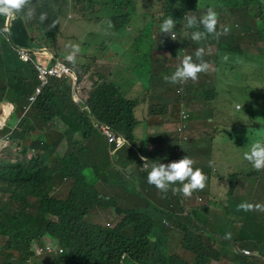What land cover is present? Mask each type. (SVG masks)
Returning <instances> with one entry per match:
<instances>
[{"label":"trees","instance_id":"obj_1","mask_svg":"<svg viewBox=\"0 0 264 264\" xmlns=\"http://www.w3.org/2000/svg\"><path fill=\"white\" fill-rule=\"evenodd\" d=\"M126 1L127 3L120 1L119 6H112L115 11L111 18L115 27H108L102 44L103 53L109 46L107 44L122 38L121 35L127 31L132 16L140 12H149L146 15L152 17L151 22L158 21L161 24L168 16L178 22L183 20L185 14L198 13L200 9V0ZM238 1L236 9L231 8V20L234 21L233 25L244 24L245 31L235 29L229 36H220L219 39L226 37L229 41H238V44L217 46L216 55L222 51L239 55L254 53L256 50L264 51V0ZM147 3L149 4L146 6ZM249 6H258L263 12L254 15V20H247L241 14L249 15ZM123 8L126 13L122 12ZM8 21L14 26L16 20L0 16V27ZM16 23L24 33L12 37L15 45H30L38 37L46 44V38L59 41L57 37L60 30L57 27L45 29L44 26H39V32L36 31L33 35L31 29L36 24H21L19 21ZM200 30L203 31V27ZM144 31L145 28L140 35ZM219 39L214 38L212 41L218 42ZM0 42V104L9 102L15 106L21 123L12 135V141L14 145L22 147L15 159L0 160V264H26V260L36 252L38 243L44 236L51 238L62 250L54 254V263L65 262L58 257L61 253L68 264H190L178 254H165L159 247L158 240L154 241L148 254L153 242L154 227L157 225L155 213L159 214L160 211L155 205L148 202L144 209H139L140 201L135 204V208L124 211L116 206L114 197L107 194V190L115 192L120 189L122 196L130 201L129 194L133 193L130 183L133 181L124 174L131 176L132 169L127 170L120 161L116 165L110 162L103 142L105 139L94 126L93 117L126 140L118 153L130 151L134 153L135 159L139 154L147 157L149 153L134 145V130L139 124L134 112L138 103L127 98L114 83L96 73L99 81L92 84L91 89L78 90L79 96L88 107L83 109L74 100L72 82L52 78L23 117L29 104V96L38 86L36 70L32 64L22 63L9 44L1 39ZM213 43L215 44L214 41ZM67 51L68 49L62 50V53ZM168 53L172 57L166 61L171 62L176 69L182 58L179 59L173 54L172 49ZM44 55L38 53L35 59L39 61ZM58 56L63 55L59 53ZM54 58L47 53L44 60L54 62ZM203 60L210 62L209 66H212L209 58L203 56ZM95 61L96 57L87 50L78 54L74 68L80 79L93 72ZM193 61L199 62L195 55ZM154 74L155 71L149 72V76ZM196 85L199 90L195 89V100H198L204 97L202 90L207 89L202 81H197ZM207 91L211 92L209 98L218 99L217 88ZM168 108L169 106L166 110ZM176 115L177 109L173 113L174 117ZM7 132L8 129L0 132V138ZM166 138L170 147L178 146V135L167 134ZM64 140L67 141L68 151L61 157L59 147ZM30 149L35 150L31 157L28 155ZM150 155L155 158L150 161L156 164L173 158V154L169 155L168 151L162 155L154 152ZM91 171L99 179L101 190L87 180ZM144 176L146 177L145 174L137 176L139 183L144 184L147 181ZM65 177L70 181V189L66 197L58 198L51 192L54 183ZM165 202L167 209L161 210V221L167 217L175 220L182 230V248L195 256V264H219L226 258V253L233 255L234 262L262 263L258 258L232 252L228 248L229 243L223 239H220L223 247L217 248L211 237L203 233V227L197 222L200 221L197 212H187L181 203L175 201L173 195L172 198L165 199ZM95 206H112L121 218L113 226L86 221L85 215Z\"/></svg>","mask_w":264,"mask_h":264},{"label":"rangeland","instance_id":"obj_2","mask_svg":"<svg viewBox=\"0 0 264 264\" xmlns=\"http://www.w3.org/2000/svg\"><path fill=\"white\" fill-rule=\"evenodd\" d=\"M36 1H37V4H35L36 16L34 19L25 22L23 13L13 17V19H15L16 21L19 20L23 24H37L40 26H44L45 29H47V27H52L53 19L50 13H47V20L44 21L43 23L40 22L39 15L42 12V10H49L53 7H59L62 1L59 0H36ZM93 1H94L93 6L90 9L100 10L104 6L102 0H92V2ZM120 1H122L123 3H127L126 0H114L113 4L119 6L118 3ZM236 2L237 0H200L199 3L200 9L198 13L197 12L195 13V16H197V18L199 19V17L205 14L207 9L211 7L218 13L219 23L217 25V30L222 31L224 27H228L230 29L229 33L224 36L231 35L233 30L235 29H238V31H245L244 24L241 26H239L238 24H234V25L232 24V22L234 21L231 20L233 15L231 8L233 7L236 9ZM85 3H87L88 5V0H85ZM148 4L149 3H147L146 6ZM142 7L145 8V5H142ZM229 8L230 10L228 11L227 9ZM111 9L112 8L108 9V11H110ZM225 10H227V12H225ZM233 12H235V10H233ZM262 12H263L262 9L258 6H249L248 9L249 15L246 13H242L241 15L247 20L248 19L254 20L253 16L260 15V13ZM147 13L149 12L147 11L144 13L140 12L137 15H135V17H137L138 20L140 19L139 26L140 25L142 26V31L145 28V31L142 33L143 36L141 40L145 43L146 49L148 48V44H153L151 41L147 42V38L149 37L155 38L165 35L164 33L160 32V24L158 23V21H156V23L151 22L150 16L146 15ZM111 14L114 15V10L111 11ZM243 22L247 24L246 20L245 21L243 20ZM249 22H253V21L249 20ZM178 24L180 25L177 27V31H178L177 34H180L181 36L182 33L191 35L192 31L196 30V29L186 28L185 27L186 21L183 23L182 27L180 22ZM127 28H129L130 31H132V33L136 31L134 30L135 28L134 23L132 22L129 24V27L127 26ZM90 30L91 29L84 27L80 21L74 22L70 20V22L63 25L61 34H64L65 38H71L72 36L74 37L78 36L79 32H84L85 35L86 34L89 35ZM17 31H19L18 34L24 33V30L20 26L15 28L14 35L17 34ZM32 32L35 33L34 29L33 31L31 30V33ZM84 33H80L79 37L83 36ZM211 39L214 38L211 37ZM74 40L76 41V39H64L62 41L65 43H71ZM79 41L81 44H83L84 42L87 43L88 39L87 40L82 39ZM213 41L215 42V44L212 45H206V43L197 45V48L204 47L205 54L210 56L209 60L211 61L212 64V66H209L207 72H202L198 74L197 81L199 80L204 81L205 83L204 88H206L209 91H211V89L217 88V92H219L218 99L208 100L211 92L209 93L207 90H202V94H204L203 98H199L198 99L199 101L196 100L197 101L196 103L191 102L190 106L182 107L181 110H178V113L179 115L181 112L183 114L186 113L185 116L188 117L187 124L194 123V119L202 120L203 118L208 116H210L213 119L214 122L211 124V128L209 129L210 131L206 134V136H204V139L209 144L213 143L211 153L215 156V158H217L218 166L224 164V166L228 167V165L229 166L231 165L233 158L231 159V161H229V159H227V155L231 154L232 156H235L236 153H233V151L229 152L228 150L225 152L226 148H224V146H230L231 148L232 147L236 148L237 144L239 146L245 145L243 143L244 141H241V139H243V137L241 136L242 134L250 139L251 134L254 133V130L257 131L258 133L264 130V51L260 52L256 50L254 53H249V54L245 53L242 55L222 51L218 55H216L215 53L217 46L220 47L223 45L236 46L238 44V41H229L226 39V37L219 39L218 42H216V40ZM80 43L74 42V44H79L80 48L84 50V47ZM95 53L98 54L99 52L96 50ZM107 54L108 51H106L103 54V57L99 59V61L94 66V71L97 72L100 76L107 78L111 81L110 77H106L105 74L99 71L98 66H102L104 68L107 67L110 70L116 66L119 67L121 65V59L115 61V63H108L103 65L102 61L107 60V58L105 57ZM192 54H195V52H193ZM225 57L227 58L225 59ZM122 65L131 66L134 68H140L139 72L135 77L138 79L137 80L138 96H136L135 100H139L140 102L143 101V98L140 93L141 86L142 85L145 86L146 81H147L146 91L147 89L148 91L153 90L154 85L167 87L166 85L168 83L164 80V76L171 75L175 71L174 70L175 66L169 61L152 62V63L148 61L147 69L150 70L151 68H153V71H155L158 74L157 76L156 74H154L153 76H149L148 73L145 74L144 70L141 69L142 60L138 59V57L132 59L127 57L122 63ZM197 81L193 82L189 80L186 83H180L176 85L179 87L182 84L184 86L187 85L188 83L189 86L192 85L193 87H195ZM195 89L199 90L198 87ZM184 92L186 91L184 90ZM171 94H174V92H172ZM185 100L186 99L184 98L182 102H185ZM155 115L157 114L155 113ZM177 115L174 117L175 120L178 119ZM137 117L139 119H142L138 116V114ZM197 123L202 124V122H197ZM255 125L256 128H254ZM257 125L260 126L258 127V129H257ZM195 129L199 130L202 129V127L197 126ZM231 139L232 141H230ZM230 143L231 144L234 143V145L233 144L231 145ZM104 144H105V148L107 149L108 148L107 144L106 143ZM66 150H67V145L61 146L59 148L60 152H65ZM147 156L150 160L155 159L150 154H148ZM114 158L117 159V157ZM125 159H128V161L130 159V161L133 162L135 160L134 153L130 151L123 153L120 151L118 153V161H120V163L123 164V161ZM232 171L231 173H234ZM87 180H89V182L94 184L96 188L100 189L99 179H96V177L93 174H89ZM69 183L70 181L66 179L65 185ZM112 187L113 186H111V188ZM130 187H131L130 190L133 191V193L131 194L137 197V198L132 197V195L129 194L130 201L128 199H125L124 196H122L123 192L120 189L116 190L115 192L107 190V194L116 196L115 197L116 206L121 209H124V211L135 208V204L140 203L139 196L140 198H145V196H151L153 197L154 201H158L160 205H163L164 203L166 204L165 199H167L168 195L171 194V192L160 194V192L154 189V187L150 185L141 186L140 184H137L134 181L130 183ZM65 191L66 190L64 189L63 193H65ZM126 193L129 192L126 191ZM63 196L64 195L60 194V197ZM165 204L162 207V211L167 209L165 208ZM158 215L160 214L155 213V221L157 225L154 227L155 233L152 236L153 242L151 243L148 249V254L150 252V249L152 248L154 241L158 240L160 243L159 247L163 249L165 254H179L185 259H188L190 264H195V258L193 254L192 255L187 254L186 257L182 252V247H181L182 230L177 226L175 220L167 217L166 219L168 220V223H164L163 220L161 221L162 216L160 215L159 217ZM120 217L121 216L116 215L114 208L112 206H109L103 208L94 207L88 214L85 215L84 218L86 221L89 222H97L104 225L106 224L109 226H113L116 223V221L120 219ZM201 219H203V217H201ZM203 220L206 221V219ZM205 223L208 224L207 222ZM208 230L209 231L206 232V235L211 237L213 235L212 230L211 228H208ZM157 233H159V236H157ZM248 235L249 234H243L242 236L240 233H237L236 240L238 241V244L240 246L247 245L250 247H259L260 249L264 248V243L259 242V240L256 238L252 240L251 238L248 237ZM43 239H45V237ZM225 242H228L230 244L229 241H225ZM41 243H43V241ZM53 244L56 245V243ZM54 254L56 253L39 254L37 257L32 258L31 264H53L55 258ZM58 257L61 260L62 259L65 260L63 264H68L63 254L60 253ZM54 264H61V263L55 262ZM220 264H245V262L242 261L231 262L230 260L225 259Z\"/></svg>","mask_w":264,"mask_h":264},{"label":"clouds","instance_id":"obj_3","mask_svg":"<svg viewBox=\"0 0 264 264\" xmlns=\"http://www.w3.org/2000/svg\"><path fill=\"white\" fill-rule=\"evenodd\" d=\"M82 1L84 4L83 9H79L77 5L73 6L76 13H80L82 10L85 9V5H86L85 0H82ZM113 1L114 0H102V3L104 6L100 10L91 9L92 11H94L98 14V16L96 17L97 19H101V20L105 19L107 21V23L105 25H103L101 31L97 29L96 24L98 22L96 20L94 21V22H97L96 24H92L91 22H89L87 25L82 24L84 27L91 29L89 32L90 36L88 34L85 35L84 32H79V34L84 33V35L79 37V34H78V36H76V37L72 36L71 38H65L64 34H61L64 24L70 22V20H72L74 22L78 21L75 19H69V20L61 19V17L65 14V12L68 11L66 7H53L49 10H45V12H41L39 15V20L41 23H43L44 21L47 20V13H50V15L52 16V19H53L52 29L57 27L60 30V35H59V37H57V39H59V41L46 38V42L48 43V44H46L41 39H39V37H38L30 45H15L12 41V37L14 36L15 28L18 27V25L16 23L17 21H15L14 26H12L10 24V21H8L7 24H5L3 27H0V32H1L0 33V39L2 41H4L6 44H9V46L12 48V50L14 51V53L17 55L18 59L22 63L32 64L36 70L38 86L35 88L33 94H31L29 96V104H28V106L24 112L23 117L30 110L32 105L36 102L39 95L42 94V92L44 91V88L49 85L52 78H61V79H65V80H70L72 82V85H73V95H74L75 102L78 104H81L83 109H88V107L85 105V102H83V100L79 96L78 90L91 89L92 88V84H94V83H92V81L89 80V76L91 73H95V78L98 79V81H99V78L96 77L97 72L94 71V66L99 61V59L101 57H103L104 53L102 51V49H103L102 44L104 42V37L106 35V32L109 30L108 27H115V23L113 22V20L111 18V16H114L111 14V11L114 10V8L112 7L113 3H114ZM93 3H94V1L91 4V8L93 6ZM110 8H112V9L110 11H108V9H110ZM122 12L126 13L124 8H123ZM21 13L24 14L25 22L30 21V20L35 18L36 8H35V5L32 4V0H0V16L8 17L10 19V18H13V17L21 14ZM195 13L196 12L185 14L183 17V20L178 21V22H176V20L172 16H168L165 19H163L162 23L160 24V32L164 33L165 37H169V35H170L173 40L177 39L175 33L178 32L177 27L180 25V24H178L179 22L181 23V27L183 26V23L186 21V24H185L186 28L196 29L194 31L191 30L192 31L191 35H187L185 33H182V35H184L185 37L188 38V42L180 47V51H181L182 55L181 56L178 55V58L179 59L182 58L181 63L176 67L175 71L171 75L164 76V80L167 83L180 84V83H186L189 80L195 82L198 80V74L208 71L209 65L206 61L203 60V56L205 54V49L203 47L197 48L195 51V57L199 61L198 63L194 62L193 56L189 54L190 39L195 43H199L202 40L206 39L207 42H204V43H206V45H212L214 43L211 42L212 41L211 37L219 39L220 36L227 35L230 31V29L228 27H224L222 31L217 30V25L219 23L218 13L213 8L209 7L207 9L206 13L203 14L202 16H200L199 19L197 18V16H195ZM150 18L152 19L151 16H150ZM19 23L23 24L21 21H19ZM31 25H33V24H31ZM39 26L40 25L37 26V24H36V26H34L31 29L32 31H33V29L35 31V33L32 32L33 35L36 34V31L39 32V28H38ZM201 27H203V31L199 30ZM83 29H85V28H83ZM126 30H127V28H126ZM141 31H140V33H141ZM18 32L19 31H17V34H18ZM17 34H15V35H17ZM140 36H141V38H140V41L138 43H142L143 45H145V43L141 40L143 35L141 34ZM41 38H44V37H41ZM64 39H76V41L74 40L71 43H65L62 41ZM82 39H85V40L88 39V42L86 43L83 41L84 43L81 44L79 40H82ZM74 42L80 43L84 47V50H82L80 48L79 44H74ZM115 42H116V40L115 41L113 40L111 43L107 44L109 46H107L105 48V52H106L107 48L112 46ZM204 43H202V44H204ZM56 45H57V48H55ZM22 49L27 50V52H28V58L27 59H25L22 56V54H21ZM66 49H68V51L65 54L62 53V50H66ZM86 50L92 54L94 52L93 55H95L96 61L93 65V72H91L87 77L80 79L79 74L76 71V69L74 68V66L77 63L78 54L81 51H86ZM96 50L99 52L98 54H100L99 57H97L98 54L95 53ZM175 51L176 50L173 49V54L176 55ZM38 53L45 54L44 57L46 56L47 53H50L53 58H54V56H56L57 58H54V62H48L46 59L44 60V57L42 59H40L39 61H37L35 59V57ZM59 53H61L63 56H58ZM205 56L207 58H210V56L207 54H205ZM226 58L227 57H225V59ZM64 67L67 69H65ZM45 69L47 71H49L51 69H59L60 73L57 75L46 74L47 75V82L44 83V81H42L40 75L42 74V70H45ZM105 79H107V78H105ZM107 80H109V79H107ZM204 85H205V83H204ZM76 86H77V89L75 91ZM32 97L34 98V100H31ZM153 105L154 106H152V108L155 111L159 110V107H158L159 104H153ZM7 108H11V109L9 111H6ZM169 111H172V109L171 110L169 109ZM177 114H179V113L177 112ZM185 114H183L181 112L180 115H177L178 122L175 126V129H174V132L178 135V137L181 139V141H187L188 140L187 131H186V130H188L187 129L188 117L184 116V118H186L184 120L181 118ZM14 116H17V114L15 112V106L13 104H11L9 102H3L0 104V119L2 118V120L0 121V132H3V131L8 129V132L3 134L2 137L0 138V160H2V159H8V160L15 159L20 154V151L22 150V147L14 145L13 141H12V135L18 129V126L21 123L20 122L21 118H19L18 116H17V118H15ZM93 121H94V126L99 130L101 136L105 139L104 143H106L108 146L107 151H108V154L110 157V162L113 165H116V163L118 161V150L124 145V143H126V140L120 134L113 131L109 126L104 125L102 123H99L97 120L94 119V117H93ZM179 125L185 126V128L182 130V132H177V127ZM102 127L110 128V130L117 137H119L123 140V143L120 145V147L116 148L114 146V144L108 142L107 137L103 134ZM150 137L151 136H149L147 138L149 139ZM65 145H67L66 140H64V142L60 145V147L65 146ZM67 149H68V146H67ZM67 151L68 150H66L65 152L59 151L60 156L64 157L65 154L67 153ZM34 153H35V150L30 149L28 152L29 157L33 156ZM114 157H117V159H115ZM137 158H138V166L131 168L132 169V175L131 176H129L128 174H124V175L126 177L130 178L135 183L140 184L137 180V177L134 174H135V171L139 172V173H143L146 175L145 178L147 179V181L143 185H150L152 187L155 186L156 188L154 187V189H158L162 193L171 192V194L168 195V198H172V195H173V197L175 198V201L178 202L179 204L181 203V205L184 206V208L186 209L187 212H189V211L197 212V216L200 219V221L197 220V222L201 225V227H203V233L206 235V232L209 231L208 228H211V226L208 225L209 223L206 224L201 219L199 211H202L203 207H208L210 205L208 200L205 199L204 202H201V203H205V204L201 205V207L198 211H195L194 209L190 208L191 206L189 205V203H191V201H190L191 197L196 198V196H194L193 194L197 193L198 190H203L206 186V181H207V176L204 174L202 169L193 167L195 164V161L193 159L189 158L188 156H185L183 158H180V157L174 158L173 157L170 160H164V163L156 164V163L151 162L150 159H148L147 157L141 156L140 154L138 155ZM243 159L248 161L251 164L253 169H255L257 171L264 170V138H258L254 142H252L250 144L248 150L243 153ZM167 161H169V162H167ZM142 162H144V164H143V167L141 168ZM89 174L94 175V173L92 171L89 172ZM66 179L67 178L65 177L62 181H58V182L54 183V187H53V190L51 192V193H53V195H55L58 198L66 197V195L70 189V183L65 185ZM176 184L181 185V187L174 186L173 188H171L172 185H176ZM64 189L66 190L65 193H63ZM231 190H233V186L230 183L229 191H231ZM60 194L64 195V196L60 197ZM113 197L115 199L116 196H113ZM202 197L203 196L199 197V200H202ZM140 201H141V203L138 206L139 209H144L145 204L148 202H151L153 205H155L160 210L159 214H162L161 210H162L163 206H160L158 203H156V201L153 200V197L145 196V198H141ZM115 204H116V201H115ZM95 207H98V206H95ZM252 207L253 206L250 204L241 203L240 205H238V210L248 211V210H251ZM257 207H259V206H257ZM165 208H167V206ZM114 211H115V208H114ZM116 215H118V214H116ZM184 215H187V214L185 213ZM119 216H121V215H119ZM192 216H193V214H192ZM162 220L164 223H168V220L166 218L162 219ZM211 230L213 233V235L211 236V239L214 241L215 246L217 248L223 247L220 239H223L225 241H229L230 244H229L228 248L232 252L238 253L242 256L258 258L262 261V263L260 262V264H264V259H263L264 256L262 257L261 254H260L261 256L257 255V254H259L258 251L264 250L263 248L260 249L259 247H250L247 245L240 246L238 244V241L236 240L237 237H232L230 239H228V238L224 239L222 237H218L216 235V232L212 228H211ZM44 237H45V239H42L38 243V247H37L36 252L32 256H30L28 260H26V264H31L32 258L37 257L39 254L57 253V252L62 251L61 248L57 246V244L56 245L53 244L54 242L51 238H49L47 236H44ZM214 237H217L216 240ZM42 241H43V243H41ZM47 243H50L51 245H53V247L55 248V251H52V252L39 251V248H43L45 246V244H47ZM181 247H182V244H181ZM182 252L184 253L185 256L187 254L192 255V253L183 250V248H182ZM225 256H226L225 259H228L231 262H234L233 258H232L233 255L226 253ZM194 258H195V256H194ZM229 258H231V259H229ZM186 260L189 262L188 259H186Z\"/></svg>","mask_w":264,"mask_h":264},{"label":"crops","instance_id":"obj_4","mask_svg":"<svg viewBox=\"0 0 264 264\" xmlns=\"http://www.w3.org/2000/svg\"><path fill=\"white\" fill-rule=\"evenodd\" d=\"M59 1H62L59 7H66L68 10L61 19H76L83 25H87L89 22L92 24L98 22L96 26L100 31L103 25L107 23L105 19H97L96 17L98 14L90 9L92 0H88V5L86 3L85 9L80 13H76L73 6L77 5L79 9H83L84 4L82 0ZM32 4H37V1L32 0ZM95 20L97 22H94ZM131 22L134 23V30L136 31L132 33V31L127 28V31L121 35L122 38L107 48L106 51H108V54L105 56L107 60L102 61V64L104 65L115 63V61L121 59V65L110 70L107 67H98L99 71L105 74L106 77H110L111 82L114 83L127 98L135 100L136 96H138V79L135 77L140 68L122 65L124 60L127 57L130 59L138 57V59L142 60L141 69L144 70L145 74L148 73L149 75V72H152L153 70L151 69L153 68L150 70L147 69L148 61L151 63L164 62L171 59L172 54L168 53L169 49L176 50L177 57L178 55L181 56L180 47L188 42V38L184 35L181 36L180 34H177V32L175 33L176 40H173L170 35L169 37H165L164 35L155 38L149 37L147 38V42L151 41L153 44H148V48L146 49L145 45L138 43L141 38L139 33L142 30V26H139L140 19L138 20L134 15L132 16L130 23ZM204 42H207V40L205 39L199 43H195L190 39L189 54L194 56L195 54L192 53L196 51L197 45ZM99 55L100 54H98L97 57H99ZM204 57H206L205 54ZM157 75L158 74L156 73V76ZM166 86L167 87L154 85V89L151 91H148V89L146 91L147 81L145 82V86H141L140 93L143 101L140 102L139 100H135L138 105L134 114L136 117L138 114L142 119L137 117L139 124L134 130V145L140 147V150L146 151L149 154L154 152L158 155H162L165 151H168L169 155L173 154L172 157L183 158L188 156L193 159L195 161L193 167L202 169L207 176V181L203 190H198L197 193L193 194L196 198L191 197V203H189L191 206L190 208L198 211L201 205L205 204L201 202H204L205 199H207L210 205L208 207H203V210L199 211V214L203 219H206V221L202 220L209 223L218 237L230 239L236 237L237 233H240L242 236L243 234H249L248 237L252 240L256 238L259 242L264 243V170L257 171L253 169L251 164L243 159V153L248 150L250 144L258 138H264V130L259 133L254 130L250 139L242 134L241 136L243 139H241V141H244L243 143L245 145L239 146L237 144L236 148L224 146V148H226L225 152L228 150L229 152L233 151V153H236L235 156H232L231 154L227 155L229 161L233 158L231 165H228V167L224 166V164L218 166L217 158L211 153L213 143L209 144L204 139V136L210 131L211 124L214 122L210 116L205 117L202 120L194 119V123L188 124V130H186L188 140L181 141L178 137V146L172 148L168 143L166 135L175 134L177 136L174 129L178 119L175 120L173 113L176 109L178 112L182 107L190 106L191 102L196 103L199 100H195V88L192 85L189 86L188 83L184 86L182 84L179 87L176 84L170 83ZM195 87L197 88V85H195ZM184 90L186 92H184ZM172 92H174V94H171ZM184 98L186 100L185 102H182ZM210 99L211 98H209V100ZM151 103L159 104V110L155 111L152 108L154 105ZM167 106H169L168 110L172 109V111L166 110ZM155 113L157 115H155ZM14 117L17 118V116ZM197 122H202V124ZM197 126H201L202 129L196 130L195 128ZM258 127L260 126L257 125V129ZM254 128H256V125ZM151 135L154 137L147 140L146 138ZM230 141H232V139ZM232 144L234 145V143ZM123 165L127 170L134 168L138 166V158L133 162L130 161V159L129 161L128 159H125ZM231 171L234 173H231ZM134 175L140 177L143 173L135 171ZM230 183L233 186V190L231 191H229ZM140 185L143 186L141 183ZM174 186L181 187V185L176 184L172 185L171 188ZM201 196H203L202 200H199V197ZM156 203L159 204L158 201H156ZM241 203L250 204L253 207L248 211L238 210V205ZM214 238L216 240L217 237ZM258 253L259 254L257 255L261 254L262 257L264 256V250L258 251Z\"/></svg>","mask_w":264,"mask_h":264},{"label":"built area","instance_id":"obj_5","mask_svg":"<svg viewBox=\"0 0 264 264\" xmlns=\"http://www.w3.org/2000/svg\"><path fill=\"white\" fill-rule=\"evenodd\" d=\"M1 33V32H0ZM21 54L22 56L27 59L28 58V52L27 50L22 49L21 50ZM65 68V67H64ZM67 69V68H65ZM45 73V74H44ZM60 73L59 69H51L49 71L42 70V74L40 75L42 81H44V83L47 82V75H57ZM31 100H34V98L32 97ZM185 115H183L181 118L184 120L186 118H184ZM185 128L184 125H179L177 127V132H182V130ZM103 130V134L107 137L108 142L114 144V146L116 148L120 147V145L123 143V140L119 137H117L108 127H102ZM144 162H142L141 164V168L143 167ZM39 251H46V252H52L55 251V248L53 247V245H51L50 243L45 244V246L43 248H39Z\"/></svg>","mask_w":264,"mask_h":264},{"label":"water","instance_id":"obj_6","mask_svg":"<svg viewBox=\"0 0 264 264\" xmlns=\"http://www.w3.org/2000/svg\"><path fill=\"white\" fill-rule=\"evenodd\" d=\"M89 80L92 81V83L98 82V79L95 78V73L90 74ZM76 89H77V86L75 87V91Z\"/></svg>","mask_w":264,"mask_h":264},{"label":"bare ground","instance_id":"obj_7","mask_svg":"<svg viewBox=\"0 0 264 264\" xmlns=\"http://www.w3.org/2000/svg\"><path fill=\"white\" fill-rule=\"evenodd\" d=\"M11 108H7L6 111H9ZM2 120V118L0 119V121Z\"/></svg>","mask_w":264,"mask_h":264}]
</instances>
